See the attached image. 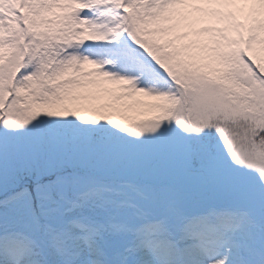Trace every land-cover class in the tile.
<instances>
[{
	"label": "snow or ice",
	"instance_id": "6c2138e0",
	"mask_svg": "<svg viewBox=\"0 0 264 264\" xmlns=\"http://www.w3.org/2000/svg\"><path fill=\"white\" fill-rule=\"evenodd\" d=\"M0 264H264V0H0Z\"/></svg>",
	"mask_w": 264,
	"mask_h": 264
}]
</instances>
